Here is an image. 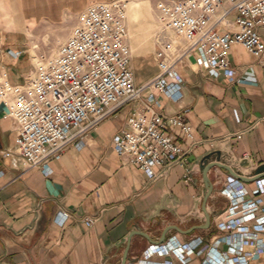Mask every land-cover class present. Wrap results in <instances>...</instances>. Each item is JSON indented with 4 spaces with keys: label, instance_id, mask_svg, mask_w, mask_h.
Here are the masks:
<instances>
[{
    "label": "crops",
    "instance_id": "obj_1",
    "mask_svg": "<svg viewBox=\"0 0 264 264\" xmlns=\"http://www.w3.org/2000/svg\"><path fill=\"white\" fill-rule=\"evenodd\" d=\"M111 1L0 0V81L24 84L34 62L28 44L32 35L59 29L58 39L65 40L82 12ZM9 10H18L17 15ZM260 33L264 40V30ZM230 62L233 78L205 68L195 53L183 57L176 66L183 79L180 101L147 90L139 101L115 108L88 128L82 148L70 145L61 158H50L38 168H30L18 154L19 128L8 107L0 104V264H122L130 237L147 234L148 239L133 236L129 263L141 258L149 245L160 244L168 228L189 230L204 224L206 157L246 178L264 165V56L256 58L238 45ZM144 64L138 58L132 61L138 87L158 72L156 65L151 76ZM149 108L164 116L186 113L198 143L186 158L192 171L189 181L185 168L177 166L166 178L151 182L129 156L116 152L115 141L129 116ZM177 140L186 150L191 146L190 141ZM244 161L249 168L241 166ZM230 176L219 168L209 173L212 219L229 205L221 190ZM245 186L257 194L255 182ZM170 236L181 241L189 237L176 231ZM256 264H264V258Z\"/></svg>",
    "mask_w": 264,
    "mask_h": 264
},
{
    "label": "built area",
    "instance_id": "obj_2",
    "mask_svg": "<svg viewBox=\"0 0 264 264\" xmlns=\"http://www.w3.org/2000/svg\"><path fill=\"white\" fill-rule=\"evenodd\" d=\"M158 20L163 33L172 32L186 48L174 52L171 40L160 37L155 54L158 73L142 87L136 86L132 70L124 0L97 3L82 12L57 56L47 63L33 62L24 84L0 81V104L8 107L19 128L16 150L30 168L61 158L70 145L82 148L88 128L115 108L139 101L147 90L180 101L183 79L176 66L191 53L205 68L228 78L236 75L230 62L235 46H243L256 58L264 56L260 33L264 0H176L161 6ZM177 138L190 141L189 149ZM197 144L186 113L164 116L149 108L129 116L115 149L120 156H129L151 182L166 178L177 166L185 168L184 178L189 181L192 171L186 158ZM255 183L257 194L252 195L244 182L231 175L221 190L229 205L214 217L209 230L185 241L170 236L162 244L149 245L141 258L127 264L260 262L264 258V178Z\"/></svg>",
    "mask_w": 264,
    "mask_h": 264
},
{
    "label": "rangeland",
    "instance_id": "obj_3",
    "mask_svg": "<svg viewBox=\"0 0 264 264\" xmlns=\"http://www.w3.org/2000/svg\"><path fill=\"white\" fill-rule=\"evenodd\" d=\"M124 1L127 2L128 8L129 46L132 61H135V59L138 58V60L145 63L144 65L148 66L151 76H153L157 71L154 54H156L161 47L158 42L160 37H167L171 40L174 52L178 50V48H186V44L177 38L172 32L167 31L163 33V29L158 20L161 6L176 0ZM1 11L5 15L8 14V10ZM17 12L18 10H12L10 13L13 16L17 15ZM61 32L62 31L58 29L55 30L53 34H46L42 37L32 35V39L28 42V44L35 63H47L57 56L61 45L70 37L69 36L65 40L60 41L58 38H60ZM174 55H176V53ZM176 57L177 55L175 58ZM198 233L199 232L196 231V234Z\"/></svg>",
    "mask_w": 264,
    "mask_h": 264
},
{
    "label": "water",
    "instance_id": "obj_4",
    "mask_svg": "<svg viewBox=\"0 0 264 264\" xmlns=\"http://www.w3.org/2000/svg\"><path fill=\"white\" fill-rule=\"evenodd\" d=\"M211 156H208L204 159L203 161V165H202V170H203V180H204V184L206 187V194L204 196V200H203V213L205 215V222L202 225H197V226H193L192 228H190L189 230H183L177 226H173L171 228H168L162 235L160 244L164 243L166 240V236L168 235V233L172 232V231H176L178 233H180L183 236H189L191 234H193L196 231H207L210 229L211 225H212V216L208 211V202L210 200V198L212 197L213 193H214V186L210 180L209 177V173L212 169L214 168H219V169H223L225 171H227L230 175L238 178L239 180H241L244 183H252V182H256L257 180L261 179L264 175V165L260 166L259 168H257L254 171L253 174V178H246L241 176L240 174H238L237 172H235L231 167L219 162V161H214L211 162ZM242 167L245 168H249L250 165L248 162L244 161L241 163ZM142 236L144 238L148 239V235L141 233V232H135L129 239L128 242V246L125 250V254H124V258H123V262L122 264H127L128 262V257H129V253H130V247H131V240L133 238V236Z\"/></svg>",
    "mask_w": 264,
    "mask_h": 264
},
{
    "label": "flooded vegetation",
    "instance_id": "obj_5",
    "mask_svg": "<svg viewBox=\"0 0 264 264\" xmlns=\"http://www.w3.org/2000/svg\"><path fill=\"white\" fill-rule=\"evenodd\" d=\"M167 239H168V235L166 236V240H167ZM166 240H165V241H166Z\"/></svg>",
    "mask_w": 264,
    "mask_h": 264
}]
</instances>
